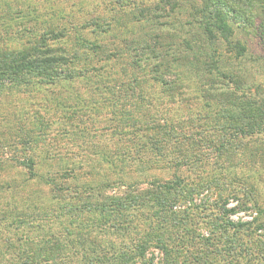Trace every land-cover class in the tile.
<instances>
[{"label":"trees","instance_id":"obj_1","mask_svg":"<svg viewBox=\"0 0 264 264\" xmlns=\"http://www.w3.org/2000/svg\"><path fill=\"white\" fill-rule=\"evenodd\" d=\"M112 2L116 9L112 11L111 25L122 28L123 35L128 32L125 29L129 24L122 20L139 24L150 21L156 29L150 34L143 32L140 36L145 37L138 41L127 42L124 38L118 47L99 39L101 34L114 29H109V24L104 27L97 17L86 23L92 26L93 36H88L85 24L66 28L46 22L42 32L28 30L26 44L14 48L7 43L13 40L8 37V28L13 23L23 30L26 28L14 14L0 24V98L34 83L53 85L75 77L87 78L89 70L101 80L107 70L115 75L113 88L119 91L110 93L108 100L114 109L106 110L116 122L113 135L122 128L118 121L127 124L133 111H146L142 115L146 117L144 126H138L137 122L130 125L132 146L95 152L107 166L106 173L98 171L87 179L75 175L80 170L79 164L70 158L69 168L64 163L54 175L50 169L37 168L41 162L34 159L36 143L45 130H39L35 136L25 134V130L15 135L14 151L22 159L12 160L26 171V178L50 186L49 204L57 202L59 206L45 211L44 217L31 216L30 221L25 218L11 224L14 230H19L20 225L26 227L15 231L14 242L3 239L5 248L0 249V264H152V259L146 257L151 248L162 254L159 264H264V206L257 202L252 184L247 182L254 171L241 166L247 164L243 163L245 159L252 161L262 152L259 146L250 144L264 139V95L260 96L262 87L244 84L238 72L221 70V65L229 64L223 49L239 65L247 52L244 44L233 39L234 27L246 30L253 26L264 42V8L258 11L254 7L264 5L263 1L241 0L255 15L245 7L236 6L238 0ZM186 2L193 12L188 16L190 19L179 23L178 28H172L173 22L168 21L171 33H160L162 27L157 22L170 18ZM197 3L203 5L201 9L194 7ZM257 17L259 23L255 25ZM69 29L73 41L66 48L63 42L69 37ZM23 30L16 31V35H26ZM59 42L62 44L56 45ZM92 60L101 65L93 68ZM184 72L192 78L189 82L193 84L191 92L195 93L194 112L187 113L186 120L150 117L148 110L154 105L144 87H164V95L182 89L176 96L183 106L184 91L190 89L182 84ZM96 87L105 90L109 85L102 83ZM128 105L132 110L125 108ZM57 106H60L58 101ZM107 107L104 101L102 108ZM66 110V107L62 109ZM159 112L164 111L157 110L156 114ZM78 128L74 126L69 138L88 140V137L84 139L87 133ZM149 129L154 135L145 134ZM214 131L220 133L217 141L206 146L202 134ZM198 146L212 149L213 155H201ZM149 153L163 160L169 157L168 165L173 173L168 180L149 181L147 188L139 192L124 181L123 167L125 160L138 161ZM51 154L46 153V160L57 158ZM249 164L253 167L254 162ZM210 167L211 170H204ZM188 170L194 171L193 179L184 174ZM235 173L243 175V180L240 176L230 177ZM234 185L238 190L231 191L224 199L195 203L205 190L217 188L223 193ZM3 187L7 189L8 185ZM238 192L243 193L244 200L239 199ZM231 196L238 205L227 209ZM239 211L252 212L254 216L249 221H231L229 216ZM54 221L58 229L54 225L43 229V222ZM94 233L104 236L97 240ZM187 244L189 248L184 249Z\"/></svg>","mask_w":264,"mask_h":264},{"label":"rangeland","instance_id":"obj_2","mask_svg":"<svg viewBox=\"0 0 264 264\" xmlns=\"http://www.w3.org/2000/svg\"><path fill=\"white\" fill-rule=\"evenodd\" d=\"M112 1L113 0H0V24L5 22L10 14H14L19 17L18 19L22 22L23 27L26 28V30H23L22 26L20 27L14 23L8 28V37H12L13 40H9L7 43L14 48H21L22 45L26 44V40H28L27 35H29L27 34L28 30L42 32V30L45 29L44 23L46 22H55L58 23L60 27L63 26L66 28L73 25L80 28L82 24H85L87 27L86 33L88 36H93L90 32L92 26L86 23H90L91 20L97 17L104 27H107V24H109V29H114L107 32V34H101L99 39L102 38L103 42L109 45L112 43L118 47L121 44V40L124 38L127 39V42H130V40L138 41L142 37H145L144 35L140 36L143 32L149 33L156 29L150 21L139 24L122 20L124 24H129L128 28L125 29L128 32L123 35L124 32L121 30L122 28L117 29L111 25L112 11L116 9ZM238 1L239 2H235L236 6L246 8V6H243L241 0ZM259 1H263L264 3V0H256V3ZM202 6L203 5L197 3L194 7L201 9ZM190 7L191 6L186 2V5L179 7L170 18L160 20V23L157 22L158 27H162L160 33L163 35H166L167 31L171 33L172 30L169 28L168 21L174 23H171V25H173L171 26L172 28H178V25L187 22L190 19L188 16H190L192 12ZM254 7H257L258 11H260L261 8H264V5H254ZM246 9L250 11L249 13L255 15V12H252L248 8ZM174 20L176 22H174ZM258 23L259 19L257 17L254 24L258 25ZM234 29L235 34L233 39L244 44L247 52L242 59V64L239 65L238 60H230L233 55L226 54L223 49L222 53L226 55L224 58H229V64L226 62L225 65H221V70L238 72L237 75L239 78H242L241 81L244 84L262 87L260 96L264 95V42L259 39L258 34L254 30L255 27L253 26L246 30L236 27H234ZM22 30L26 35H18L20 36L18 37L16 31ZM68 35L69 37L63 42L66 48L70 46L73 41L71 29L68 30ZM61 44L62 42H59L56 45ZM52 46H55L54 43H52ZM92 61L90 65L93 68H97L101 65V63L95 60ZM76 67V69H78L80 66L77 65ZM105 71L101 80H99L98 75L95 76L94 73L89 70L85 75L87 78L75 77L70 81H61L53 85H39L34 83L20 90H12L8 94L1 96L0 249L5 248L2 242L3 239L8 240L9 243L14 242L17 238V232L23 231L26 227V225H20V231L14 230L11 224L16 220L26 218L30 221L31 216L44 217L42 214L45 211L49 212L59 206L57 202L49 204V200L52 196L50 186L46 183H39L38 181L26 178V171L18 162L12 160L16 158L21 161L22 159L14 151L17 146L16 134L21 133V130H25V134L28 133L35 136L39 130H45V134L43 133V136L38 138L36 143L37 147L35 148L36 154L34 159L37 161L39 160L37 163L41 162L37 168L41 171L50 169L54 171V175L59 170V167L63 168L64 163L67 165L66 168H69L67 163H70L68 160L70 158L71 161H75L79 164L78 169L80 170H78L75 175L79 178L82 177L87 179L89 175L94 176L98 171L100 174L106 173L104 171L105 168L107 169V166L95 156V152H98L100 149L113 152L120 149L122 150L126 146H132L134 137L131 136L132 126L130 125L132 122H137L136 124L138 126H144L142 122L145 121L146 117L142 115L145 114V109L133 111V113L129 114V124H126V121H118L117 124L122 125V128L119 127L120 129L117 130L118 132L116 131V134L113 135L114 131L112 129L113 127L115 128L116 122L112 120L111 112L107 113L106 110L112 111V109H114L110 107V93H114V91L118 93L119 91L116 87L113 88L114 80H112V77L115 75H110L107 70ZM108 75H110L109 78H106ZM184 75L185 78L182 84L188 87L190 86V89L187 91L183 90L185 93L183 95V101L186 103L183 106L181 102L178 101V96H176L182 89L177 88L173 92L164 95V87L163 89L161 87H155L153 89L152 86L144 87V90L148 93L147 95L153 101V104H151L154 105L153 109L149 108L148 110V115L150 117L152 116L155 118V116H157L159 118L171 116L186 120V117L189 116L187 113L194 112L193 109L195 105H193L192 102H194L193 97H195V93L191 92L193 84L189 82L192 78H190L191 76L187 72H184ZM102 83H107L109 88L102 90L96 87L102 85ZM212 93L216 92L212 91ZM57 101L60 106H57ZM104 101L106 106H109L107 109L102 108ZM174 101L175 103L173 104ZM118 103L120 104V102ZM198 105L199 107L201 106L200 104ZM60 107H62V109L66 107L68 110L62 111ZM115 108L117 110L119 109L118 106ZM125 108L129 111L132 110L129 105ZM157 110H163L164 112L156 114ZM147 122L151 124L150 121ZM79 124L83 128L80 127ZM125 124L126 127H123ZM73 125H78V129L84 130L87 133L84 139L88 137V140L69 138L72 137L71 133L74 130ZM210 131L213 132L212 130ZM211 132H204L202 134L201 140L206 146H208V143L212 144L216 142V137L220 135L217 131H214V133ZM153 133L151 129L145 132L148 136L154 135ZM76 136L77 134L74 135V137ZM11 143L15 146L13 147V145H11L12 147H8V144ZM250 145L251 147L259 146L262 152L260 151L261 153L254 160L252 159V161L245 159L243 163L247 164L241 166L245 167L243 168L244 170L251 169V171H254V173L250 172L253 173L251 176L252 179L247 182L252 184L253 194L257 202L264 206V139L260 142L257 140V142ZM198 147L201 148L200 152H198L201 155H205V153H209L210 156L213 155L212 149L209 148L207 150L205 146ZM46 153L57 155V158L46 160ZM253 162V167H249V163ZM168 164H170L169 157L163 160L154 153L145 154L138 161H135L134 158L125 160V165L123 167L124 181L136 187L139 192H141L147 188V183L149 181H154V179H170L173 169ZM204 170L209 171L211 167L205 168ZM245 173L247 174L248 172ZM184 174L192 178L194 171L188 170ZM107 175L112 177L110 174ZM232 176H240L239 178L243 180V175L241 174L238 175V173H235L230 177ZM23 180L25 184L24 187H22ZM6 184L8 185L7 189L3 187ZM233 190H238V188L234 185L230 190L223 193L217 188L205 190L196 197L195 203H199L200 201L201 203L202 201L213 202L219 198L224 199L228 197V194ZM237 196L240 200H244L242 199V192H238ZM237 205L238 202L231 196L226 204V208H233ZM13 214L14 217H11ZM253 216L254 214L252 212L239 211L238 213L230 215L229 219L234 222L249 221L250 217ZM42 224L44 225V230L49 229L53 225L57 229L59 227L55 221L52 222V224H48L47 222H43ZM94 232H96V230ZM93 235L99 240L100 237L104 236V233L99 235L94 233ZM188 248V244L184 246V249ZM146 257L152 259V264H159L162 254L159 250L151 248L146 253Z\"/></svg>","mask_w":264,"mask_h":264}]
</instances>
